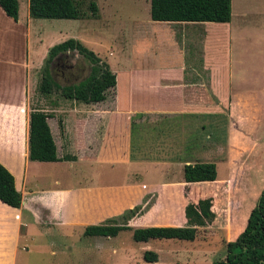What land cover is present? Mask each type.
I'll return each mask as SVG.
<instances>
[{
	"label": "crops",
	"instance_id": "obj_1",
	"mask_svg": "<svg viewBox=\"0 0 264 264\" xmlns=\"http://www.w3.org/2000/svg\"><path fill=\"white\" fill-rule=\"evenodd\" d=\"M23 1L25 8L22 11L18 0L17 21L8 17L0 7V164L14 176L15 186L22 195V204L18 209L0 202V264H31L30 254L33 250H42L52 245V233L57 232L54 229L56 227L101 224L128 209L142 205L146 195L141 194V188L149 178L155 180V184H146L151 187V191L173 190L177 187L171 181L168 170L175 160L172 154L164 152L163 160L158 162L147 160L154 152L143 155L142 159L132 156L133 130L141 126V119L162 115L208 119L217 113L228 112L230 123L237 119L243 123L248 121L245 120L246 115L237 113L241 107L236 108L239 110L234 108L239 104L235 103L233 86L242 85L244 78L239 75L241 71H233L231 67L233 29L230 22H154L150 18V0H147L144 14L138 8L140 3L137 6V13L143 16H138L140 18L137 17L132 24L123 27L124 37L118 39L116 36L113 39L117 43L118 53L109 48L106 55L112 60L106 58L105 62L98 51L95 54L116 77L113 100L93 105L94 109L88 115L99 123L101 134L96 137L84 135V115L76 101L75 112L66 116L60 124L56 123V130L51 124L55 118L47 120L57 156L71 159L50 164L65 166L64 169L68 170L65 174L70 173L75 178L74 186L61 188L57 184V188L48 190L28 188L30 170L37 166L28 160L30 113L33 110L47 113V110L31 109L30 88L49 49L60 43V38L46 30L52 25L51 22L31 18L29 0ZM238 2L236 56L238 45H261V38H264V10H247L241 0ZM53 112L61 113V110L55 109ZM5 122L7 132L4 130ZM14 124L22 130L21 141L14 135ZM73 137L79 142L76 147H70V138ZM228 138L233 139L231 133ZM229 139L227 145L231 150V145H236L229 142ZM64 148L69 151L66 154L60 153ZM237 148L240 149V146ZM117 164L125 166L122 180L114 182L108 180L109 177L103 179L106 169ZM231 169L230 177L235 175L233 167ZM181 175V185L190 191L186 205L211 196L200 194L191 199V184L183 181V167ZM241 184H232L230 189L236 191ZM67 202L80 210L73 211L71 218L65 222L63 214L70 210L65 207ZM186 205L179 215L169 213L162 217L161 225L184 226ZM142 217L152 222L159 216L150 210ZM174 221L180 223L174 224ZM229 223L232 228L234 224L231 220ZM230 234L232 231L228 232L226 241H232L237 236L230 237Z\"/></svg>",
	"mask_w": 264,
	"mask_h": 264
},
{
	"label": "rangeland",
	"instance_id": "obj_2",
	"mask_svg": "<svg viewBox=\"0 0 264 264\" xmlns=\"http://www.w3.org/2000/svg\"><path fill=\"white\" fill-rule=\"evenodd\" d=\"M241 1L247 10H264V0ZM19 2L23 11L24 1L19 0ZM74 2L83 17L77 20H46L45 23L52 24L46 30H50L52 35L59 36L60 43L68 39L80 41L94 54L98 51L105 62L106 58L112 60L106 56L109 48L118 53L117 43H114L113 39L116 36L118 39L124 37L123 27L132 24L135 19L140 18L138 16H143L145 6L148 4L147 0H74ZM92 2L97 6L95 13L90 10ZM138 3H140L138 8L141 9L142 15L137 13ZM238 9V0H231L229 23L233 29L230 44L231 67L233 71L237 69L241 71L242 74L239 73V75L242 79L244 78L242 85L233 86L235 103L239 104L234 108L241 107V110L236 109L239 110L237 113L247 116L245 117V120H248L247 124L240 119L230 123L228 112L217 113L216 116L208 119L166 115L147 116L141 119V126L134 127L133 130L132 156L142 159L143 155L159 151L158 155L153 153L147 158L150 162H158L163 160L164 152L172 154L175 160H171L173 163L168 170L171 181L176 183L177 187L173 190L151 191V187L146 184H155V180L149 178L150 180L141 188V194L146 195L142 205L106 220H115L116 223L129 226L131 229L146 228L150 225L166 227L161 225L162 217L168 216L169 213L179 215L190 195L188 188L185 189L181 185L183 165L186 162H208L216 165L217 179L212 183H190L191 199H195L200 194L211 195L209 197L213 199L216 215L214 223L201 228L194 242L151 240L147 243H136L131 231H122L115 238H99L84 236L86 227H82L83 225L72 228L56 227L54 229L57 232L52 233V245L42 250H33L30 254L31 264H145L142 256L147 250L158 254V264H211L223 258L228 232L232 231L230 237L240 232L247 220V212L255 206L260 192L264 189V38H261V45L255 43L238 45L236 56L235 24ZM45 59L34 75L30 88V107L47 110V114L55 118L51 120V124L56 130V123L60 124L59 122H62L66 116L74 113L76 104L74 101L64 99L60 88L54 87L52 94L48 97L39 92L38 88L45 74ZM91 68L89 61L83 56L68 53L54 62L50 73L56 85L64 87L77 85L83 81L89 76ZM112 100L113 92L110 91L107 93L106 102ZM76 103L84 115L82 125L84 135L91 137L100 135L102 129H99V123L88 116L95 104ZM55 109H60L61 113L53 112ZM13 126L14 135L21 141L22 130L16 124ZM4 127L7 132L6 122ZM229 133L232 134L233 139L228 138ZM228 139L236 145H231V150L229 144L227 145ZM72 145L74 147L79 145L74 137L70 138V147ZM239 146L240 149L237 148ZM67 151L69 150L64 148L60 153L66 154ZM35 164L37 165L35 169L30 170L28 188L37 187L34 190H48V188H57V184H60L61 188L74 186L75 178L70 173L65 174L68 171L64 169L65 166L63 168L62 165L39 162ZM71 165L68 164V166ZM77 165L81 166L80 163ZM232 167L235 175L230 177ZM106 171L103 179L109 177L108 180L118 182L123 178L125 166L117 164ZM240 182H242L240 189L237 188L236 191L230 189L232 184ZM259 187H261L260 191L257 192ZM230 203L233 204L231 208ZM66 206L70 210L63 214L64 221L71 218L75 211L80 210L70 202H67ZM150 210H154L159 216L152 222L142 217ZM128 212H130L129 215H127ZM231 219L234 224L232 228L229 223ZM235 220L236 223H234Z\"/></svg>",
	"mask_w": 264,
	"mask_h": 264
},
{
	"label": "trees",
	"instance_id": "obj_3",
	"mask_svg": "<svg viewBox=\"0 0 264 264\" xmlns=\"http://www.w3.org/2000/svg\"><path fill=\"white\" fill-rule=\"evenodd\" d=\"M0 7L8 17L14 21L18 20V0H0ZM90 10L92 13L97 11L95 3H91ZM29 14L31 18L41 20H77L83 17L74 0H29ZM150 18L154 22L165 23L226 24L231 21V0H150ZM68 53H77L87 59L92 67L91 72L77 85L59 87L52 80L50 69L56 60ZM45 66V74L38 88L45 97L51 95L56 87L60 88V93L66 100L97 104L105 101L107 93L113 92L116 85V77L109 66L74 39L50 48ZM48 118L51 116L40 110H33L30 113L28 160L45 163L70 161V157L57 156ZM216 179L217 169L213 163L194 162L185 163L183 166L184 183H210ZM0 202L16 209L22 204V195L15 186L14 176L2 164ZM232 205L230 203V208ZM129 214L130 212L127 215ZM184 216L186 223L182 227L153 226L131 229L129 226L116 223L115 220H109L86 227L84 236L115 238L122 231H131L136 243H147L151 240L194 242L199 230L211 226L215 220L213 199L208 197L199 199L196 203H188L184 209ZM142 258L145 264H158V254L152 250L144 251ZM211 264H264V189L236 238L225 242L223 258Z\"/></svg>",
	"mask_w": 264,
	"mask_h": 264
}]
</instances>
